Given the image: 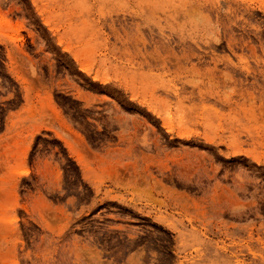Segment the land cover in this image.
<instances>
[{"label":"rangeland","instance_id":"rangeland-1","mask_svg":"<svg viewBox=\"0 0 264 264\" xmlns=\"http://www.w3.org/2000/svg\"><path fill=\"white\" fill-rule=\"evenodd\" d=\"M214 1L0 0V264H264V77L160 63Z\"/></svg>","mask_w":264,"mask_h":264},{"label":"bare ground","instance_id":"bare-ground-1","mask_svg":"<svg viewBox=\"0 0 264 264\" xmlns=\"http://www.w3.org/2000/svg\"><path fill=\"white\" fill-rule=\"evenodd\" d=\"M223 1L221 0L222 4ZM222 4L218 0L211 2L210 7L203 3L191 4L185 13H182L180 21L174 22L175 27L182 30L179 36L181 39L178 38L174 45L170 42L158 44L162 49L160 54L162 67H167L166 63L169 62L173 74L180 79L182 89L205 83L206 88L211 89V86H223L227 81L239 82L240 85L245 81L247 84L248 75L255 78L251 85H256V75L264 77V31L257 25H238L237 19L233 21L228 15L234 14L232 3H224L226 10ZM217 47L226 49L228 54L215 62L214 52L217 51ZM158 48L160 50V47ZM247 54L253 62L246 61ZM232 57L236 58L238 63H235V60L233 62ZM240 76H244L245 79L239 78ZM222 101V103L219 101L220 105L231 104L228 98Z\"/></svg>","mask_w":264,"mask_h":264}]
</instances>
